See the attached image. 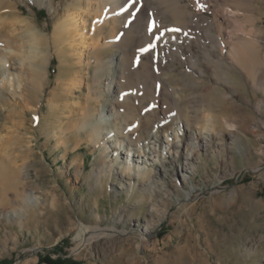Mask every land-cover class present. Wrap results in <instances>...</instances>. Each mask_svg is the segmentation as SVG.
Returning <instances> with one entry per match:
<instances>
[{"label": "rangeland", "instance_id": "374dc122", "mask_svg": "<svg viewBox=\"0 0 264 264\" xmlns=\"http://www.w3.org/2000/svg\"><path fill=\"white\" fill-rule=\"evenodd\" d=\"M148 1V18L125 30L101 11L103 0H54L53 9L47 0L13 1L50 51L42 66L19 61L13 72L31 78L33 106L0 76V264H264V0L213 4L236 10L238 35L254 40L250 65L214 43L212 9ZM189 15L193 23L177 31ZM173 34L179 50L145 55L149 36ZM178 111L195 118L178 124ZM124 120L152 133L129 155L111 141L113 133L126 140ZM82 224L91 230L85 242Z\"/></svg>", "mask_w": 264, "mask_h": 264}, {"label": "bare ground", "instance_id": "6f19581e", "mask_svg": "<svg viewBox=\"0 0 264 264\" xmlns=\"http://www.w3.org/2000/svg\"><path fill=\"white\" fill-rule=\"evenodd\" d=\"M13 1L15 0H0V11H4V15H0V20L2 19V17L7 20H10L12 23L11 25L13 27V29H9L7 31L5 27L0 25V76L3 78V86L9 85L11 88H13L12 90L14 92V96L17 94L24 96L25 104L27 106H33V100L30 99V93L33 89H35V87L32 86L31 78L29 77V81L26 82V80H24L25 82H23V80H20L13 72L14 70H16V65L19 61L23 66L30 65L34 67L38 64H41V66L42 64H45L47 62L50 51V43L49 38L45 34H43L42 31L34 23L19 16L18 11L16 10L17 8L14 6L15 4L13 3ZM92 1L93 0H79V2L82 4H89L92 3ZM162 1L166 5H171L173 8H175L176 5L182 2V0ZM190 1L194 3L198 12H201L206 9H212L215 15V24L219 33L218 38L220 39L214 43L219 45V48L223 52L228 47L229 55L232 57L234 62L245 65L252 64L255 55V47L253 44L254 40L251 39L248 41H244L243 37H240L238 35V32H240L242 29L238 22L239 16H237L236 10H233V8L218 9L213 4L216 3V1L220 2V0ZM47 2L49 6L53 9L54 0H47ZM148 2V0H103L102 3L104 5L101 8V11L103 13L105 12L107 17L111 16V21L117 23V26L122 27L123 30H125L126 28L131 27L134 23H138L140 19L148 18V9H150ZM193 18L194 16L189 15L187 18H185V20L180 19L175 27L177 31L185 33L189 26L187 25V22H189L190 24L193 23ZM111 21L108 20L106 24H109ZM16 26H21L23 30L22 35L16 33ZM77 26L78 24L76 25V27ZM123 30L121 32H124ZM159 31L160 30H157V33H159ZM171 36L172 37L170 38H156L154 40V36H149L150 38L142 43L145 55H147L149 58H153L154 49L156 48H159L161 54L170 51L169 49H172L171 47H176V49L178 48L179 50L178 44L182 42V39L176 37L175 34ZM183 39L187 40L185 37ZM20 41H22L21 44H19ZM220 41L222 42V44L220 43ZM71 79L73 84H76L78 82V76L76 74H74ZM57 105V97L54 96L51 99L52 110H54ZM176 115L178 124L183 123L184 125H189L192 122V117L188 113L183 114L181 111H178ZM141 122L133 124L132 127L130 125L131 123L125 121V124L121 126L120 132L124 133L126 139L125 141L121 140L117 136L119 135L118 133H113V138L111 141L116 142L115 150H118L120 147H128L129 151H126V154L129 155L132 151V147H138L141 144L144 145L147 143L148 138L152 133L151 131H147L145 134L142 133L139 130ZM209 122L211 123H209L211 127L216 130V122L214 120L210 121V119ZM128 126H131V128H129ZM208 127L209 126H207L206 128L208 129ZM95 128L96 127L94 126V124H92L91 131L95 132ZM164 137L167 140V144L171 145L173 143V147H175V149L180 147V144H174V138H172V134H167ZM175 137L177 136L175 135ZM196 140V136H191L190 142H188L187 147L185 149L186 151L183 153V157L186 163L185 165H190V170L194 167L191 161L194 159L198 151V142H196ZM156 142V147L151 146L150 151L148 152L149 156H153L154 153L157 152V146L160 141L156 139ZM179 142H182L181 139ZM140 148L142 147L140 146ZM146 155L147 154L141 155V157H144ZM135 157L139 158L140 156H135L133 154L132 162L130 161L131 163L129 162L130 164L126 167V170L131 173L133 172L131 165L134 166L136 164L134 163ZM148 160H151V158L149 157ZM183 172H188V169L183 168ZM80 226L81 229L78 234V238L81 240V242H85L87 241V237L85 235L90 233L91 230L89 227H86L83 224ZM148 231L149 226L143 229V232Z\"/></svg>", "mask_w": 264, "mask_h": 264}, {"label": "trees", "instance_id": "16d2710c", "mask_svg": "<svg viewBox=\"0 0 264 264\" xmlns=\"http://www.w3.org/2000/svg\"><path fill=\"white\" fill-rule=\"evenodd\" d=\"M49 263L50 264H79V262L71 260V259H65V260L58 261V262H54V261L49 260Z\"/></svg>", "mask_w": 264, "mask_h": 264}]
</instances>
